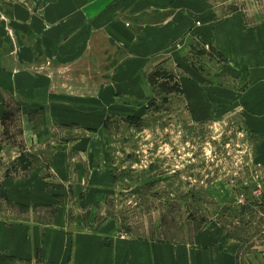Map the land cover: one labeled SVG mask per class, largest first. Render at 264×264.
<instances>
[{
	"label": "rangeland",
	"instance_id": "rangeland-1",
	"mask_svg": "<svg viewBox=\"0 0 264 264\" xmlns=\"http://www.w3.org/2000/svg\"><path fill=\"white\" fill-rule=\"evenodd\" d=\"M184 1L188 26L164 49L110 42L103 61L93 52L86 65L85 53L61 61L36 44L25 49L34 38L15 13L42 15L43 5L0 0V65L13 76L12 91L0 83V180L25 175V162L61 187L48 158L65 152L69 172L83 174L58 201L71 228L181 245L204 231L238 264H264V0ZM177 8L180 0L168 12ZM124 11L132 32L176 21ZM27 101L48 114L35 111L24 137ZM20 147L30 159L15 166ZM24 212L0 196V219Z\"/></svg>",
	"mask_w": 264,
	"mask_h": 264
},
{
	"label": "crops",
	"instance_id": "crops-1",
	"mask_svg": "<svg viewBox=\"0 0 264 264\" xmlns=\"http://www.w3.org/2000/svg\"><path fill=\"white\" fill-rule=\"evenodd\" d=\"M28 1L43 5V13L34 15L24 8L19 17L15 13L21 25L26 27V34L34 38L33 45H27L25 49H32L36 44L35 49L40 54L52 52L61 61L85 53L81 54V58L85 56L79 61H84L86 65H93L87 60L88 55L93 58V52H100V57L96 56V59L103 61L101 53L108 52L110 42L127 46L132 51L150 54L160 51L173 40V36L181 35L188 26V11L185 7L183 10L184 3L186 6L184 0H180L181 8H177L180 9L177 15L174 13L175 23L148 24L138 32H132L131 27L122 21L124 17L121 14L125 13V8L144 19L163 16L167 20L174 17L168 10L179 0ZM157 12L160 15H156ZM131 35L132 39L128 40ZM20 66L23 67V64ZM0 69L3 71L0 73V83H3V78L4 82L8 80L6 88L12 91L9 89L13 80L11 70L2 65ZM46 91L47 87L42 93L46 94ZM34 106L33 102L28 101L20 105L22 125L18 133L24 137L34 131L35 111L37 114L42 109L45 115L48 114L44 106ZM3 112L0 105V120L6 114ZM20 148L22 154L19 152L14 159L15 166L24 158L30 159L24 147ZM24 164L27 167L20 170L25 175L14 173L12 176L8 175L9 172L0 180V196L4 197L10 208L18 206L25 209L24 220L13 218L7 222L0 219V264H12L15 260V264H22V261L30 264H238L232 251L222 250L217 239L213 236L207 239L204 231L195 234L189 244L181 245L120 234L108 235L107 229H73L66 207L58 201L62 194L69 192L65 182L71 178L81 181L83 174L69 172L65 152L48 158V168L61 187L48 184L41 175L40 164ZM48 212L51 213L50 220L43 215Z\"/></svg>",
	"mask_w": 264,
	"mask_h": 264
},
{
	"label": "trees",
	"instance_id": "trees-1",
	"mask_svg": "<svg viewBox=\"0 0 264 264\" xmlns=\"http://www.w3.org/2000/svg\"><path fill=\"white\" fill-rule=\"evenodd\" d=\"M157 73H152L151 75H150V81L152 82L153 81V78L155 77V75H156Z\"/></svg>",
	"mask_w": 264,
	"mask_h": 264
}]
</instances>
